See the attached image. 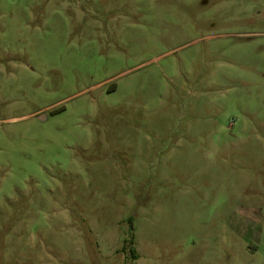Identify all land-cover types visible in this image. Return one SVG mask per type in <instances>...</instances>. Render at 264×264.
<instances>
[{"label":"rangeland","instance_id":"1","mask_svg":"<svg viewBox=\"0 0 264 264\" xmlns=\"http://www.w3.org/2000/svg\"><path fill=\"white\" fill-rule=\"evenodd\" d=\"M0 264H264V0H0Z\"/></svg>","mask_w":264,"mask_h":264}]
</instances>
